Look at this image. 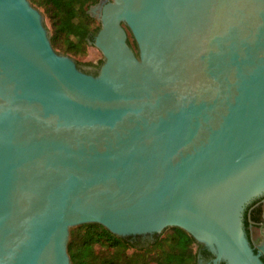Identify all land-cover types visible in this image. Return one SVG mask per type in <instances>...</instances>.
<instances>
[{
  "label": "water",
  "instance_id": "water-1",
  "mask_svg": "<svg viewBox=\"0 0 264 264\" xmlns=\"http://www.w3.org/2000/svg\"><path fill=\"white\" fill-rule=\"evenodd\" d=\"M87 14L95 75L52 47L29 0H0V264H72L70 228L87 223L178 227L207 264H264L243 221L264 194V0H98Z\"/></svg>",
  "mask_w": 264,
  "mask_h": 264
},
{
  "label": "trees",
  "instance_id": "trees-1",
  "mask_svg": "<svg viewBox=\"0 0 264 264\" xmlns=\"http://www.w3.org/2000/svg\"><path fill=\"white\" fill-rule=\"evenodd\" d=\"M48 18L51 25L52 47L62 54H79L100 27L92 26L96 18L87 14L90 5L98 0H29ZM126 32L128 28L124 26ZM131 36V34H130ZM132 38V37H131ZM127 43L137 54L136 44L127 37ZM77 66L99 68L102 62L75 61ZM248 224L247 214L243 216ZM169 231V236L164 233ZM197 242L178 227H168L152 236H117L97 223L81 224L70 228L67 251L72 264H194Z\"/></svg>",
  "mask_w": 264,
  "mask_h": 264
},
{
  "label": "flooded vegetation",
  "instance_id": "flooded-vegetation-1",
  "mask_svg": "<svg viewBox=\"0 0 264 264\" xmlns=\"http://www.w3.org/2000/svg\"><path fill=\"white\" fill-rule=\"evenodd\" d=\"M80 68L92 75L97 73V68L88 69L83 66H80ZM245 214H247V220L249 221L246 225L247 236L255 251L260 253V257L264 262V250L258 249V245L264 244V194L254 198L246 205L244 210V215ZM194 250L196 252L194 264H207L213 262L214 255L203 245L196 243L194 245ZM219 264L224 263L220 262Z\"/></svg>",
  "mask_w": 264,
  "mask_h": 264
},
{
  "label": "rangeland",
  "instance_id": "rangeland-1",
  "mask_svg": "<svg viewBox=\"0 0 264 264\" xmlns=\"http://www.w3.org/2000/svg\"><path fill=\"white\" fill-rule=\"evenodd\" d=\"M37 9H39L42 12V8H37ZM98 21H99L98 19H95L92 23V26L97 25ZM43 22H44V25L46 26V28L48 29V31L50 33L51 32V25H50V22H49L48 18L46 17V15H44ZM130 34H131L130 31H128L127 37L132 39L131 38L132 35L130 36ZM66 55L72 57L75 61H79L82 63L90 62L93 64H97L99 62H102V60H103V56H102L101 52L92 44H87L84 47V50L79 54L67 53ZM88 69H91V68H88ZM164 235L168 237L169 232H165Z\"/></svg>",
  "mask_w": 264,
  "mask_h": 264
}]
</instances>
